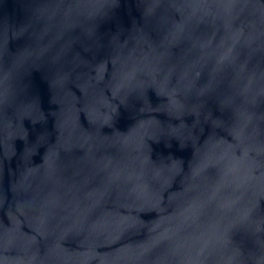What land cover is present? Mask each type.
<instances>
[{"label": "water", "instance_id": "obj_1", "mask_svg": "<svg viewBox=\"0 0 264 264\" xmlns=\"http://www.w3.org/2000/svg\"><path fill=\"white\" fill-rule=\"evenodd\" d=\"M0 264H264V0H0Z\"/></svg>", "mask_w": 264, "mask_h": 264}, {"label": "clouds", "instance_id": "obj_2", "mask_svg": "<svg viewBox=\"0 0 264 264\" xmlns=\"http://www.w3.org/2000/svg\"><path fill=\"white\" fill-rule=\"evenodd\" d=\"M99 4L92 5L93 8L99 7ZM227 7V6H225ZM155 71V70H153ZM135 75V69L131 70L130 72L125 74V80H131ZM247 119L245 118L244 124L241 125L240 130L237 132V136L239 137L242 132L243 128L246 125ZM124 143L126 145H131L132 147H139L138 143L136 142L135 137H128L125 138ZM229 147H225L221 141H214L207 145V147L201 151V149L197 148L196 153L198 156V159L195 161V163L192 166V172H191V183L188 185V188L186 191H190L192 188H196L200 185V181L203 179V173L210 165H223L224 167V173L222 178V183L218 184L215 189L213 190L212 197L214 198L217 193L220 192V190L225 185H234L236 189L243 188L246 186L251 178L250 174L244 170L243 166L238 162H231L229 163ZM51 168V166H50ZM50 168L46 171V175H50ZM178 169L174 166L171 169H168L167 173H165L164 170H161V172L157 173L159 175L162 183H167V177L170 175L175 174V172ZM32 170H29V174H31ZM119 175V173H117ZM27 179V177H26ZM243 193H240L239 195H236L233 199H231V206L236 204L240 201L242 198ZM221 207H224L223 204H221ZM238 211H243L246 215L249 211L248 208L243 209H237Z\"/></svg>", "mask_w": 264, "mask_h": 264}]
</instances>
